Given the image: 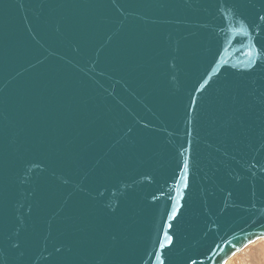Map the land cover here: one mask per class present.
<instances>
[{"label":"water","instance_id":"water-1","mask_svg":"<svg viewBox=\"0 0 264 264\" xmlns=\"http://www.w3.org/2000/svg\"><path fill=\"white\" fill-rule=\"evenodd\" d=\"M264 239V0H0V264H225Z\"/></svg>","mask_w":264,"mask_h":264},{"label":"rangeland","instance_id":"rangeland-1","mask_svg":"<svg viewBox=\"0 0 264 264\" xmlns=\"http://www.w3.org/2000/svg\"><path fill=\"white\" fill-rule=\"evenodd\" d=\"M226 264H264V239L259 238L234 254Z\"/></svg>","mask_w":264,"mask_h":264},{"label":"bare ground","instance_id":"bare-ground-1","mask_svg":"<svg viewBox=\"0 0 264 264\" xmlns=\"http://www.w3.org/2000/svg\"><path fill=\"white\" fill-rule=\"evenodd\" d=\"M258 239H259V238H258ZM256 240H257V239H256ZM256 240H255V241H256ZM232 256H233V255H232ZM232 256H231V257H232ZM231 257H230V258H231ZM230 258H229V259H230ZM229 259H228V260H229ZM228 260H227V261H228ZM226 263H227V262H226ZM226 263H225V264H226Z\"/></svg>","mask_w":264,"mask_h":264}]
</instances>
